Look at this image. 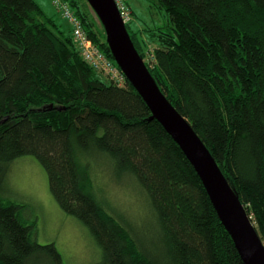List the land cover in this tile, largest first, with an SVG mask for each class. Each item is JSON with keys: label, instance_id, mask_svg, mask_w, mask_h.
Masks as SVG:
<instances>
[{"label": "trees", "instance_id": "trees-1", "mask_svg": "<svg viewBox=\"0 0 264 264\" xmlns=\"http://www.w3.org/2000/svg\"><path fill=\"white\" fill-rule=\"evenodd\" d=\"M65 1L115 61L101 24L79 0ZM156 2L168 23L145 28L155 44L145 62L264 240V0ZM131 21L132 12L126 26L144 58ZM151 115L128 78L121 87L89 65L72 28L36 0H0V190L11 162L31 155L60 207L94 236L98 264H244L200 175ZM86 158L113 165L118 180L133 178L148 199V229L98 195ZM23 215L22 203L0 196V264H65Z\"/></svg>", "mask_w": 264, "mask_h": 264}, {"label": "rangeland", "instance_id": "rangeland-1", "mask_svg": "<svg viewBox=\"0 0 264 264\" xmlns=\"http://www.w3.org/2000/svg\"><path fill=\"white\" fill-rule=\"evenodd\" d=\"M36 1L47 15L54 16L66 29L71 28L54 0ZM79 1L83 9L90 12L104 30L90 3L87 0ZM130 1L133 8L132 10L130 7L132 12L130 26L134 32H138L140 37L145 39L144 59L151 61L155 57V44L150 41L145 28L165 26L168 23V17L156 0ZM84 161L83 165L87 164L89 168H93L91 174L95 179L98 195L109 201L115 211L123 212L127 218L133 217L132 220L128 219L132 223L136 222L135 226L148 229L152 224L148 199L133 178L125 175L124 180H118L113 177L117 173L113 165L107 163L105 168V163L93 158H86ZM6 176L0 196L5 200L23 204V218L33 223L36 239L40 243L54 242L65 264H98L101 261L102 251L94 236L82 221L60 207L50 189L46 169L34 156L25 155L16 158L8 166Z\"/></svg>", "mask_w": 264, "mask_h": 264}, {"label": "water", "instance_id": "water-1", "mask_svg": "<svg viewBox=\"0 0 264 264\" xmlns=\"http://www.w3.org/2000/svg\"><path fill=\"white\" fill-rule=\"evenodd\" d=\"M101 21L110 51L131 84L187 155L244 264H264V240L237 191L190 121L169 100L137 50L114 0H87Z\"/></svg>", "mask_w": 264, "mask_h": 264}, {"label": "built area", "instance_id": "built-area-1", "mask_svg": "<svg viewBox=\"0 0 264 264\" xmlns=\"http://www.w3.org/2000/svg\"><path fill=\"white\" fill-rule=\"evenodd\" d=\"M120 10L125 22L131 18V10L128 0H114ZM55 5L62 15L68 20L72 28L73 39L82 56L98 72H101L109 80L123 87L126 84L127 76L120 66L113 61L101 48L94 43L84 27L82 20L75 13L70 3L65 0H54Z\"/></svg>", "mask_w": 264, "mask_h": 264}]
</instances>
